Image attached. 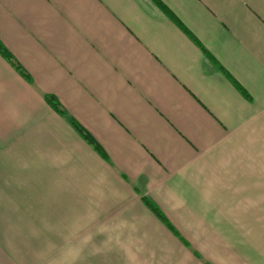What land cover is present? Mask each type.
Listing matches in <instances>:
<instances>
[{
  "label": "crops",
  "instance_id": "obj_1",
  "mask_svg": "<svg viewBox=\"0 0 264 264\" xmlns=\"http://www.w3.org/2000/svg\"><path fill=\"white\" fill-rule=\"evenodd\" d=\"M158 1L0 0V264H264V0Z\"/></svg>",
  "mask_w": 264,
  "mask_h": 264
},
{
  "label": "trees",
  "instance_id": "obj_2",
  "mask_svg": "<svg viewBox=\"0 0 264 264\" xmlns=\"http://www.w3.org/2000/svg\"><path fill=\"white\" fill-rule=\"evenodd\" d=\"M165 13L168 14V11L166 10V8L164 7V5H162L158 0H153ZM0 55L11 65L13 66L16 71H18V73H20L22 75V77H24L26 80H30V76L28 75V73L23 69V67L19 64V62L14 58V56L12 55V53L6 48L5 45H3V43L0 41ZM44 98L46 100V102L58 113H60L61 115L65 116V111L62 107H60L58 101H56V99L48 94L44 95ZM69 121L71 122V124L74 126V128L81 134V136L94 148V150L96 152H98L102 157H106V154L104 153L102 147L98 144V142H96L94 140V138L91 136V134L86 131V129H84L81 125H79L76 121H74L73 119L69 118ZM146 204L157 214L159 215L162 219H164L162 217V215L160 214V212L157 210L156 207H154L152 205V203H150V201L145 199Z\"/></svg>",
  "mask_w": 264,
  "mask_h": 264
}]
</instances>
